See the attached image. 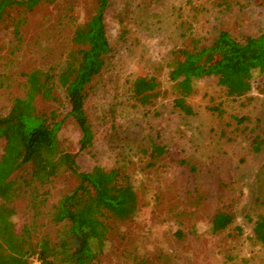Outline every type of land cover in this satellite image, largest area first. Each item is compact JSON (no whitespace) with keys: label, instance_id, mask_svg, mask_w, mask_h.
Masks as SVG:
<instances>
[{"label":"rangeland","instance_id":"1","mask_svg":"<svg viewBox=\"0 0 264 264\" xmlns=\"http://www.w3.org/2000/svg\"><path fill=\"white\" fill-rule=\"evenodd\" d=\"M9 1L0 0L6 4L0 10V115L25 93V73L64 67L79 47L76 25L97 6L95 0H38L33 7ZM18 21L21 43L13 32ZM105 23L111 52L85 102L92 146L80 147L63 86L55 88V99H36L39 112L62 120L59 148L74 153L81 169L121 167L135 187V211L111 220L107 237L94 241V264H264V246L254 234L264 214V69L253 70L251 90L240 98L228 96L215 75L197 78L187 98L194 113L186 114L173 104L169 67L175 49L209 45L221 29L239 40L260 34L264 3L109 0ZM139 74L160 82V94L150 102L131 92ZM256 138L262 139L259 148ZM152 143L165 152L153 155ZM3 145L1 140L0 153ZM77 183L73 173L63 172L36 199L28 191L17 197V230L29 227L33 243L44 236L56 241L62 226L52 220L54 205ZM220 209L234 218L214 232ZM31 261L38 262L36 255Z\"/></svg>","mask_w":264,"mask_h":264},{"label":"trees","instance_id":"2","mask_svg":"<svg viewBox=\"0 0 264 264\" xmlns=\"http://www.w3.org/2000/svg\"><path fill=\"white\" fill-rule=\"evenodd\" d=\"M37 2L8 3L33 7ZM95 2L93 14L74 29L79 47L68 53L64 67L59 72L34 68L25 73V93L15 97L7 113L0 115V141H4L0 153V264H94V241L100 243L107 237L111 220L135 211L137 194L129 174L115 166L81 169L74 153L59 148L62 120L50 118L36 106L38 96L55 99V88L63 86L71 105L69 114L80 129V147L92 146L94 131L85 110L88 87L111 52L105 23L109 0ZM5 5L1 3L0 10ZM13 32L21 43L19 21ZM169 67L173 104L186 114L194 113L187 98L194 81L204 75L217 76L228 96L243 97L251 90L253 70L264 69V30L239 40L229 30L221 29L209 45L175 49ZM130 89L138 101L146 103L160 94V82L154 76L139 74L131 81ZM213 108L221 110L217 105ZM261 143L262 139L256 138L254 147L259 148ZM164 152L163 145L152 143L153 155ZM63 172L73 173L78 183L54 205L52 220L62 226L58 239L44 236L33 243L29 227L22 231L16 228L14 201L26 191L36 199L41 189ZM233 218L231 211L218 210L212 220L214 232L226 229ZM254 234L264 246V214L256 219ZM32 255H36L37 263L31 261Z\"/></svg>","mask_w":264,"mask_h":264}]
</instances>
